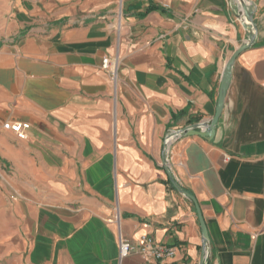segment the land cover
I'll return each instance as SVG.
<instances>
[{"label":"crops","instance_id":"1","mask_svg":"<svg viewBox=\"0 0 264 264\" xmlns=\"http://www.w3.org/2000/svg\"><path fill=\"white\" fill-rule=\"evenodd\" d=\"M248 1L256 39L215 137L165 156L171 132L216 113L249 39L236 0H0V264H161L145 235L170 264H264V0Z\"/></svg>","mask_w":264,"mask_h":264},{"label":"water","instance_id":"2","mask_svg":"<svg viewBox=\"0 0 264 264\" xmlns=\"http://www.w3.org/2000/svg\"><path fill=\"white\" fill-rule=\"evenodd\" d=\"M238 1L241 5V8H242L243 24H244L245 29L248 31L249 39L245 44H243L233 54V56L231 57V59L229 60L227 66H226V69H225V72L223 75V79H222V83H221V87H220V91H219V98H218V102H217V106H216L215 115L207 123L192 125V126H188V127L184 128V129L171 132L169 134V139H178L182 136H192V135L201 136V137L206 138L208 140H212L215 137L216 127H217L219 119H220V117L223 113V110H224L225 99H226L227 92H228V89L230 86L232 71H233V66L235 64V61L237 60L239 55H241L244 51H246L247 49L251 48L254 45L255 39H256V33H255L256 32V25L254 23L253 5L248 0H238ZM203 129H205V130H203ZM168 174L170 177V181H171L173 187L177 190V192L180 193L181 195H183L184 197L188 198L189 200H191L195 204L196 210L198 213V217H199V222H200L201 229H202L203 243L205 245H208L209 244V232H208L205 220L203 218L202 211L199 207V204H198L196 198L179 185V183L175 180V178L172 176L170 171H168ZM207 258H208V256L204 255L203 260L201 261L200 264H205L207 261Z\"/></svg>","mask_w":264,"mask_h":264},{"label":"built area","instance_id":"3","mask_svg":"<svg viewBox=\"0 0 264 264\" xmlns=\"http://www.w3.org/2000/svg\"><path fill=\"white\" fill-rule=\"evenodd\" d=\"M103 68L107 70L114 82L118 79V60L105 58L103 60ZM4 129L14 132L21 140H27L29 137L30 124L27 122H9L4 124ZM175 139H169V135L164 142V155L166 156ZM165 165L166 161H165ZM135 247L128 241L122 240L120 242V258L121 260L128 257ZM138 250L146 259H155L161 264H170L169 260L173 259L176 251L172 247L161 246L157 244L150 236H142L138 241Z\"/></svg>","mask_w":264,"mask_h":264},{"label":"rangeland","instance_id":"4","mask_svg":"<svg viewBox=\"0 0 264 264\" xmlns=\"http://www.w3.org/2000/svg\"><path fill=\"white\" fill-rule=\"evenodd\" d=\"M238 3H239V1L238 0H236ZM239 5H240V3H239ZM240 7H241V5H240ZM241 11H242V8H241ZM0 44H2V43H0ZM171 173V172H170Z\"/></svg>","mask_w":264,"mask_h":264},{"label":"trees","instance_id":"5","mask_svg":"<svg viewBox=\"0 0 264 264\" xmlns=\"http://www.w3.org/2000/svg\"><path fill=\"white\" fill-rule=\"evenodd\" d=\"M168 184L172 187V185H171V182L170 181H168Z\"/></svg>","mask_w":264,"mask_h":264}]
</instances>
